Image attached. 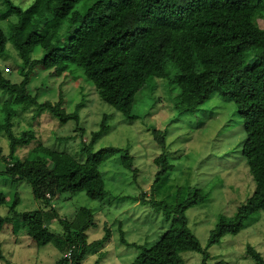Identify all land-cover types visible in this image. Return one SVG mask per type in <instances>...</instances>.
<instances>
[{
    "label": "trees",
    "instance_id": "obj_1",
    "mask_svg": "<svg viewBox=\"0 0 264 264\" xmlns=\"http://www.w3.org/2000/svg\"><path fill=\"white\" fill-rule=\"evenodd\" d=\"M47 1L42 15L20 36L18 29L24 24L26 9L15 0H5L13 16L9 23L0 19V56L12 42L21 61L17 66L19 73L25 79L12 81L0 69V90L8 95L0 104V138L9 142L8 148L0 146V160L7 164L0 173L29 181L35 199L44 210L62 193L85 191L92 199H103L108 190L100 167L111 156L124 151L115 146L94 151V139L104 130L107 115H103L101 127L93 132L91 141L82 143L80 152H87L85 158L38 140L31 126L42 113L56 117L57 126L73 120L75 131L85 130L80 125L79 109L68 112L64 107L63 91L56 102L41 101L39 93H31L29 81L38 62L58 76L78 78L80 75L76 73L82 71L81 77L91 82L101 100L130 120L140 116L133 112L137 92L155 78L178 85L175 108L179 113L192 112L219 93L234 102L244 121L246 139L242 154L256 181L253 193L233 215L220 216L206 248L193 233L186 216L189 207L207 197L208 192L203 188H191L186 200L175 206L152 196L135 197L161 212L170 226L151 247L131 243L124 235L121 238L126 244L142 249L129 264H185L181 253L188 250L201 252L203 264H230L226 260L210 263L208 247L264 217V50L260 53L263 60L253 76L237 61L242 51L264 44V28L256 22L263 15L264 0ZM50 17L60 21L62 32L56 35L51 48L35 59L32 53L42 42V26ZM25 120L28 124L23 127ZM153 133L165 147L163 134L156 128ZM65 138L69 140L73 136ZM33 142L36 145L23 154L22 148ZM121 158L125 167L135 169L134 157L128 150ZM155 162L161 166L157 182L170 165L165 153ZM20 203L18 192L12 196L0 192V205L9 206L8 213L0 215V232L22 218L33 242L39 246L56 244L65 253L55 264H82L89 251L103 247L111 236L107 228L103 237L88 242L86 230L94 225L95 216L92 210L82 207L76 219L57 217L65 223V246L56 240L55 232L49 227L37 225L36 210L19 211ZM51 210L52 215L44 210L46 219L56 215V209L51 206ZM246 252L252 256V264H264V256L255 246L247 244ZM0 259L11 264L1 244Z\"/></svg>",
    "mask_w": 264,
    "mask_h": 264
},
{
    "label": "rangeland",
    "instance_id": "obj_2",
    "mask_svg": "<svg viewBox=\"0 0 264 264\" xmlns=\"http://www.w3.org/2000/svg\"><path fill=\"white\" fill-rule=\"evenodd\" d=\"M15 2L26 9L24 24L18 29L22 36L31 23L42 15L48 1ZM262 14L256 22L264 28V12ZM11 15L13 12L5 0H0V19L9 23ZM42 28L43 40L32 53L35 59L41 58L45 50L51 48L56 35L62 32L60 21L54 17L46 20ZM263 50L264 44L239 54L237 61L246 68L249 76L255 75L263 60L260 56ZM19 62L17 50L9 42L7 52L0 56V69L12 81L25 79V75L19 73ZM32 71L29 81L31 93H39L41 101L48 99L56 102L63 91L64 107L68 112L79 109L80 125L85 128L83 131H75L77 126L73 120L57 126L56 117L42 113L31 126L36 130L39 141L51 148L70 152L78 158H85L87 152H80L82 143L91 141L93 132L101 127L103 115H107L104 130L94 139V151L105 146L124 149L123 153L114 154L100 167L108 190L103 199H92L85 191L62 193L52 202L56 215L50 219H46L44 212L48 211L52 215L51 206L43 210L34 197L29 181L0 173V192L9 196L18 192L21 198L18 210H36L37 225L40 228L49 227L55 232L56 240L65 246V223L57 217L71 221L77 218L78 210L82 207L94 212V225L86 230L87 241L103 237L107 228L111 236L103 247L89 251L82 264H129L134 261L142 249L126 244L122 241V235L131 243L148 247L160 240L170 222L150 203H142L135 197L152 196L175 206L186 200L191 188L206 190L208 195L204 201L186 210L190 228L206 248L210 233L220 216L233 215L253 193L256 181L242 154V145L246 139L244 121L232 100L214 93L194 111L179 113L175 108L179 95L178 85L155 78L137 92L133 112L140 116L130 120L101 100L91 82L81 77L82 71L76 73L80 75L78 78L75 75L58 76L43 69L40 62L34 65ZM7 97L0 90V104ZM27 124L25 120L23 127ZM153 128L165 137V147L157 141ZM67 136L73 138L67 140ZM8 143L7 138H0V146L8 148ZM33 145L36 142L22 148L23 154L28 153ZM127 150L134 157V170L123 164L121 156L126 155ZM162 153H165L170 167L156 182L161 166L155 159ZM6 166L0 160V171H5ZM8 210V205H0V215H5ZM249 243L264 256L263 216L236 235H226L219 243L209 246V262L226 260L230 264H252L253 258L246 252ZM0 244L11 264H55L61 255H65L56 244L39 246L33 242L22 218L0 232ZM181 256L185 264H203L201 252L188 250L183 251ZM0 264L8 262L0 259Z\"/></svg>",
    "mask_w": 264,
    "mask_h": 264
},
{
    "label": "built area",
    "instance_id": "obj_3",
    "mask_svg": "<svg viewBox=\"0 0 264 264\" xmlns=\"http://www.w3.org/2000/svg\"><path fill=\"white\" fill-rule=\"evenodd\" d=\"M67 255H68V256H71V252H68Z\"/></svg>",
    "mask_w": 264,
    "mask_h": 264
}]
</instances>
